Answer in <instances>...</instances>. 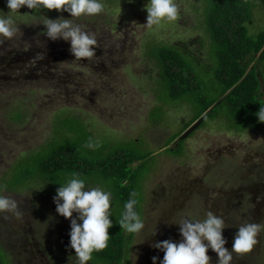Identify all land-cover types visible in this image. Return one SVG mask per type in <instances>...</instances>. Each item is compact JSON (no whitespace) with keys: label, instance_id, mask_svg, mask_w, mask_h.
I'll list each match as a JSON object with an SVG mask.
<instances>
[{"label":"rangeland","instance_id":"obj_1","mask_svg":"<svg viewBox=\"0 0 264 264\" xmlns=\"http://www.w3.org/2000/svg\"><path fill=\"white\" fill-rule=\"evenodd\" d=\"M146 2L117 1L101 13L74 18L96 35L91 58H75L70 41L44 33V15L68 17L66 10H41L38 15L21 7L14 14L16 33L0 37V183L11 184L17 159L52 138L60 115L79 116L112 150L149 153L137 181L144 227L131 235L129 264H160L163 250L154 242L182 238L175 221L186 214L203 219L212 210L223 216L229 249L239 224H264V121L239 132L242 123L219 110L179 142L180 152H175L194 105L168 97L164 88L161 99L156 95L162 86L149 45L188 43L202 63L208 62L201 0H175L177 18L150 27L144 24ZM0 9L8 10L5 0H0ZM250 22L254 34L264 29V7L254 9ZM203 37L205 44L198 41ZM260 67L264 100V63ZM18 111L22 116L16 119ZM103 180L96 185L108 187L110 181ZM27 187L3 190L17 200L22 215L0 213V243L12 264H64L70 259L68 248L58 246L69 240L71 218L56 211L44 189ZM36 196L41 200L35 202ZM207 252L215 264L217 254L211 248ZM230 264H264V228L251 250L233 252Z\"/></svg>","mask_w":264,"mask_h":264},{"label":"trees","instance_id":"obj_2","mask_svg":"<svg viewBox=\"0 0 264 264\" xmlns=\"http://www.w3.org/2000/svg\"><path fill=\"white\" fill-rule=\"evenodd\" d=\"M117 1L127 0H104V4L114 5ZM201 6L208 62L202 63L199 54L190 49L188 43L149 45L148 54L156 59L160 77L158 82L162 86L161 90L156 89V95L161 99L164 88L168 97L193 103L192 117L182 131L205 114L206 117L200 124L203 126L210 118L218 116L219 110H224L233 120L242 123L243 126L237 131L254 129L262 122L258 120L256 112L260 104L264 103L260 93L264 29L254 34L250 30V21L253 19L254 9L264 7V0H201ZM21 7L38 15L41 10L56 11L42 8L40 12H32L27 6ZM198 41L206 43L204 37ZM15 116L19 119L22 114L18 111ZM78 117L58 116L52 138L17 159L14 165L16 170L10 177L12 183L1 182L0 192L4 189L26 190L27 186H32L31 189H36V192L44 189L45 196L53 197L60 182L72 171L82 174L86 179V186H94L96 182L104 181L103 179L109 180L108 187L100 185L111 190L114 204L110 215L113 224L108 228V245L94 251L92 259L86 264H129L132 234L121 228L117 218L130 192L135 190L136 199L138 198L137 181L149 153L137 154L130 149L112 150L107 142L97 139L88 125ZM89 137L94 142L99 140V147L88 148L85 142ZM184 140L179 138L174 147H178V143ZM177 149L175 152H180V146ZM136 161L137 165L134 164ZM40 200L41 196L35 197V202ZM136 207L139 211V202ZM37 209L40 207H36ZM45 215L48 216V213ZM69 228H66L67 235ZM65 240L63 244L57 243L58 248H68L70 259L64 264L77 262L74 248L69 245L68 239ZM53 251L57 252V249L53 248ZM0 264H12L11 257L1 243Z\"/></svg>","mask_w":264,"mask_h":264},{"label":"clouds","instance_id":"obj_3","mask_svg":"<svg viewBox=\"0 0 264 264\" xmlns=\"http://www.w3.org/2000/svg\"><path fill=\"white\" fill-rule=\"evenodd\" d=\"M7 11L0 9V37H12L17 31L15 13L20 12L21 6H27L32 12L40 9L66 10L71 15L55 18L46 17L42 23L46 26L44 33L51 39L63 38L70 41V51L75 58H91L96 53L97 38L95 33L86 28L76 19L101 13L104 0H5ZM145 25L152 26L162 20H175L179 7L175 0H147ZM38 58H43L37 54ZM258 120L264 121V103L256 112ZM88 148L99 147L100 141L95 142L91 137L85 142ZM53 200L56 211L64 217H70L69 245L74 248L77 264H86L92 259V253L104 249L108 245L110 234L108 228L113 224L110 213H113L112 192L100 185L86 186V179L81 173L72 171L56 188ZM136 192L133 190L124 201L117 221L127 233L135 234L144 227V220L136 205ZM75 211L76 215H73ZM0 213H12L17 217L22 215L17 200L0 192ZM179 224L180 239L165 238L156 240L154 247L163 250L160 264H211L207 252L211 248L217 254L215 264H230L233 252L244 253L252 249L256 243L258 232L264 224L256 221L243 222L238 225L233 237L231 248L225 246L227 237L222 229L227 226L221 215L208 210L203 219H195L184 215ZM155 232V230H154ZM152 261L158 257L153 255Z\"/></svg>","mask_w":264,"mask_h":264},{"label":"water","instance_id":"obj_4","mask_svg":"<svg viewBox=\"0 0 264 264\" xmlns=\"http://www.w3.org/2000/svg\"><path fill=\"white\" fill-rule=\"evenodd\" d=\"M206 115L204 114L203 116H201L199 119H197L196 121H194L186 130L185 132L180 136L181 138H185L187 137L189 134H191L198 126H200V124L203 122V120L205 119Z\"/></svg>","mask_w":264,"mask_h":264}]
</instances>
